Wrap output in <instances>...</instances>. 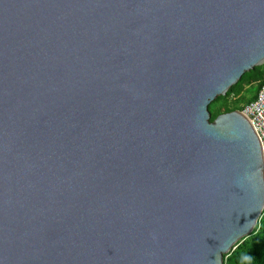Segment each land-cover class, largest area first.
<instances>
[{"label": "water", "instance_id": "1", "mask_svg": "<svg viewBox=\"0 0 264 264\" xmlns=\"http://www.w3.org/2000/svg\"><path fill=\"white\" fill-rule=\"evenodd\" d=\"M264 0H0V264H223L264 209L240 110Z\"/></svg>", "mask_w": 264, "mask_h": 264}, {"label": "trees", "instance_id": "2", "mask_svg": "<svg viewBox=\"0 0 264 264\" xmlns=\"http://www.w3.org/2000/svg\"><path fill=\"white\" fill-rule=\"evenodd\" d=\"M262 85H264V63L246 71L238 82L227 90L224 96L233 94L238 104L233 108L225 107L219 114L241 110L247 102L256 97L257 91ZM216 116L211 114L210 121ZM223 264H264V209L252 232L237 243L234 249L223 254Z\"/></svg>", "mask_w": 264, "mask_h": 264}, {"label": "built area", "instance_id": "3", "mask_svg": "<svg viewBox=\"0 0 264 264\" xmlns=\"http://www.w3.org/2000/svg\"><path fill=\"white\" fill-rule=\"evenodd\" d=\"M240 111L257 136L264 158V85L258 89L256 97L247 102Z\"/></svg>", "mask_w": 264, "mask_h": 264}, {"label": "rangeland", "instance_id": "4", "mask_svg": "<svg viewBox=\"0 0 264 264\" xmlns=\"http://www.w3.org/2000/svg\"><path fill=\"white\" fill-rule=\"evenodd\" d=\"M238 104L237 99L233 96V94H229L228 96L220 95L218 98L214 99L209 104V112L212 115H218L219 112L225 107L233 108Z\"/></svg>", "mask_w": 264, "mask_h": 264}]
</instances>
